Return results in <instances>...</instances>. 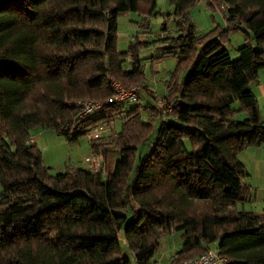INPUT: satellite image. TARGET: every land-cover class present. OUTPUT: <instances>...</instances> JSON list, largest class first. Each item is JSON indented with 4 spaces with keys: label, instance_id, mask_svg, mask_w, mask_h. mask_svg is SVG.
Returning a JSON list of instances; mask_svg holds the SVG:
<instances>
[{
    "label": "trees",
    "instance_id": "16d2710c",
    "mask_svg": "<svg viewBox=\"0 0 264 264\" xmlns=\"http://www.w3.org/2000/svg\"><path fill=\"white\" fill-rule=\"evenodd\" d=\"M199 1L168 0L164 37L138 33L120 49L119 18L134 11L150 29L158 0H0V264H133L122 228L137 264H156L174 231L182 245L169 264L212 247L225 264H264V210H232L248 192L237 153L264 145L251 87L264 67V0H204L225 21L207 32L191 15ZM240 31L233 59L226 44ZM151 42L162 45L153 60L176 58L162 96L146 83ZM114 82L142 84L138 100L110 102ZM83 100L102 107L80 117ZM37 127L87 137L100 168L53 174L30 142ZM101 127L105 136H89Z\"/></svg>",
    "mask_w": 264,
    "mask_h": 264
},
{
    "label": "rangeland",
    "instance_id": "374dc122",
    "mask_svg": "<svg viewBox=\"0 0 264 264\" xmlns=\"http://www.w3.org/2000/svg\"><path fill=\"white\" fill-rule=\"evenodd\" d=\"M157 10L159 14L151 18V28L145 30L140 26L142 17L138 13L134 11L124 13L118 20V47L120 49L126 48L131 37L138 33H140L143 40L148 41L164 37L161 31L162 24L165 16L172 12V7L168 0H158ZM191 15L198 29L202 32H207L218 24L223 27L225 26L222 14L219 11L214 12L209 9L204 0H200L196 4V7L191 11ZM167 23L170 29H174L176 26L174 16H171ZM230 37L231 41L226 46L230 51L231 57L237 59L240 56L238 49L245 43L246 34L242 31L234 32L231 33ZM161 46L160 42H151L142 52V57L146 58L144 60L147 73L146 83L159 96L165 93V82L170 78V70L176 64V58L174 57H165L158 60L151 58L152 56L159 55V47ZM251 87L258 97L261 116L264 120V94L262 92L264 89V67L259 71L258 82H253ZM141 96L140 101L142 103H145L148 99L154 102V98L146 96L143 92ZM246 117L247 113H241L236 116L237 119H244ZM116 126H119V123ZM107 129L109 130V128ZM32 142V144H37L40 147L43 162L45 165L51 167L53 174L64 171L66 164L72 162L81 164L83 162V155H86L87 151H89L87 137H82L79 142H71L64 135L54 130L38 127L32 130ZM144 149L146 150V147ZM140 153L142 152L140 151ZM237 155L245 164L247 170V174L242 178V186L248 188V192L246 198L233 206L232 210L262 212L264 210V145L248 143L238 151ZM109 157L115 165V161L120 158V154L113 152ZM92 159L93 156L86 167L90 166ZM104 171L107 172V169L105 168ZM119 211L125 213V210ZM131 218L132 215L129 214L128 220H131ZM119 240L123 254L128 255L133 264H137L127 244L124 228L119 232ZM161 243V248L155 254L153 260L156 261V264H169L175 252L182 245L181 232L174 231L173 233L163 235Z\"/></svg>",
    "mask_w": 264,
    "mask_h": 264
},
{
    "label": "built area",
    "instance_id": "2783aa9c",
    "mask_svg": "<svg viewBox=\"0 0 264 264\" xmlns=\"http://www.w3.org/2000/svg\"><path fill=\"white\" fill-rule=\"evenodd\" d=\"M141 85L124 86L118 82H114L115 94L110 102H122L130 101L136 102L138 100V91L141 89ZM102 107V103L93 100H83L79 102V116L87 115ZM109 130L106 127H101L92 130L89 133L90 137L105 136ZM32 142V138L30 140ZM100 168L98 160L93 156L91 164L86 167L87 170L97 171ZM227 261L221 256L217 247H212L200 253L197 257L182 262L181 264H225Z\"/></svg>",
    "mask_w": 264,
    "mask_h": 264
},
{
    "label": "crops",
    "instance_id": "0c3cea01",
    "mask_svg": "<svg viewBox=\"0 0 264 264\" xmlns=\"http://www.w3.org/2000/svg\"><path fill=\"white\" fill-rule=\"evenodd\" d=\"M262 92L264 94V89L262 90ZM92 154L93 153H92L91 148H90V145H89V151H87L86 155H83V162H81V164H79V163L78 164L79 165H82L84 168H86V165L88 164V162L90 161L91 157L93 156ZM113 165H114V162L109 157V159H108V161L106 163V166H104L103 169H105V168L107 170L112 169Z\"/></svg>",
    "mask_w": 264,
    "mask_h": 264
}]
</instances>
